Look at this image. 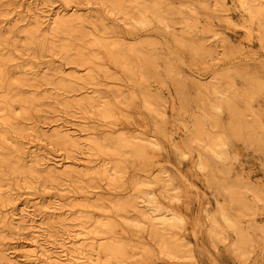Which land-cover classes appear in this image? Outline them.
<instances>
[{
	"label": "bare ground",
	"instance_id": "obj_1",
	"mask_svg": "<svg viewBox=\"0 0 264 264\" xmlns=\"http://www.w3.org/2000/svg\"><path fill=\"white\" fill-rule=\"evenodd\" d=\"M123 2L76 0L66 8L53 9L50 7L52 0H27L22 16L0 20V34L16 32L17 24L21 22L27 46L48 49L74 64L66 71L54 63L44 62L48 69L44 76L41 69H34L28 63L18 70L19 73L14 70L8 73L4 64L8 57L3 55L5 47L1 44L0 264H100L101 256L104 264H128L131 253L128 251L129 240L124 237L126 232L145 229L151 238L150 189L146 188L149 173L144 177L135 175L129 193H111L123 188L128 162L138 166L147 163L148 136L129 134L113 127H106L100 134L92 130L84 134L81 124L91 117L102 121H94L99 126H107L109 124L104 121L113 118L115 111L109 100L96 95L91 88L95 84L90 78L91 64L97 56L73 49L76 41L84 47L99 48L115 64L123 61L129 89L133 93L138 89L147 108L146 76L141 70L146 61L141 60L139 52L143 50L138 42L145 33L136 34L139 27H145L144 10L134 12ZM86 3L105 6L113 22L108 24L103 17L90 21ZM85 20H89L97 32L85 29ZM74 21L81 25L75 26ZM123 31L136 35L127 37ZM61 39L66 43H61ZM73 78L80 80L78 87ZM45 84H54L63 91L45 94L41 89ZM53 102L62 105L63 111L72 105L79 110V115H72L68 120L64 118L51 126L30 127L18 120L27 117L29 106ZM28 129L34 138L28 135L25 140ZM37 135L46 136V147L64 149L72 158L58 161L49 147L46 150L34 143L35 138L40 137ZM24 143L28 145L24 146ZM97 157H100L98 161ZM10 176L18 186L23 183L27 187H32L38 179L43 186L47 181H70L81 200L65 205V209L60 200L50 201L49 196H39L35 201L23 199L4 210L3 207L14 201L12 189L7 187ZM92 178L106 181V190H92L95 187L90 181ZM63 190L61 187L55 196H63ZM90 209L97 214L89 212ZM118 222L123 230H117ZM11 232L29 236L8 251L1 243ZM140 252L142 262L152 264L151 247L142 245Z\"/></svg>",
	"mask_w": 264,
	"mask_h": 264
},
{
	"label": "rangeland",
	"instance_id": "obj_2",
	"mask_svg": "<svg viewBox=\"0 0 264 264\" xmlns=\"http://www.w3.org/2000/svg\"><path fill=\"white\" fill-rule=\"evenodd\" d=\"M27 0H2V4H0V20L2 18H11V17H17L22 16V13H24L23 9H25ZM85 1V0H84ZM76 3V0L71 1H65V0H52V4L50 5L51 8H66L69 5H73ZM124 6L127 9H133V11H140L144 10V0H124L123 2ZM85 6L88 7V13L90 16L88 19L90 21L96 20L99 17H103V21L110 24L113 22V19L111 17V14H109L108 10L103 5L99 4H92V3H86ZM18 12V13H17ZM89 20H85L83 25L86 26L85 29L88 30H94L97 32L96 29L91 27V22ZM75 26H80L81 23L78 21H74ZM17 31L14 33L4 32L0 34V47L1 44L5 47L3 49V55L8 57L4 64L6 65V69L8 70V73H12V71L20 70L21 68L24 69V66L26 63L31 64V66L34 67V69H41V75L47 73V67L44 62L48 63H54L55 65H58L60 67H63L66 69V71H70L72 66L74 65L71 62H66L62 57H60L57 54H53V52L49 51L48 49L40 50L38 47H29L26 45V37L24 33V26L21 22L17 24L16 27ZM77 29H80L79 27H76ZM124 34L127 37H134L136 34L141 35L145 33V27H139L136 31V34L131 35L128 33V31H123ZM142 37H139L138 42L142 46V52L140 51L141 60L146 61V51H145V36L141 35ZM65 37V36H61ZM61 43H66L64 39L60 40ZM128 43H130L128 41ZM76 51H84L88 54H95L97 57L93 59V63L91 64V72H90V78H92L93 82L95 84L91 85V88L95 90V94L101 97H104L105 99L109 100L113 110L115 111V114L113 118H111L109 121H104L108 123L109 125L101 127L98 122H102L100 120H96L93 118H87V120H84L83 123V133L85 134L87 131H95L96 133L100 134L106 127H113L117 129H123L129 134H141L148 136V119H147V108L143 103V100L137 90H134L135 92L131 91L129 89L128 82L126 81V77H124V70H123V61L119 60L117 64L109 61L103 51H101L99 48L92 47V46H83L80 42L76 41L74 44V48ZM141 70L144 71V75L146 76V66L141 68ZM16 74V73H15ZM18 75V74H17ZM40 75V76H41ZM72 76V75H71ZM73 77V76H72ZM74 79V82L76 83V86L80 84V80ZM99 82V84H97ZM45 94L53 91H63L62 89L57 88L54 84L48 85L45 84L44 86H41ZM71 93V92H70ZM67 93V94H70ZM50 101H48L49 103ZM48 103L39 105V104H33L28 107V113H26L27 117H20L18 120L25 123L26 126H32V125H45V126H51L55 122H59L62 119L66 118L67 120L72 115H79V110L73 108L71 105L66 109V111H63L61 107H63L60 104H57L53 102L51 105H48ZM98 121V122H94ZM103 122V123H104ZM24 139H28V135H30V138H34L33 132L31 130H27ZM30 133V134H29ZM117 134V133H116ZM115 134V135H116ZM114 135V136H115ZM40 137L35 138V142L38 146H42L43 149L46 147L47 138L45 135H37ZM88 135H86L87 137ZM26 142V141H25ZM30 144V143H29ZM33 144V143H32ZM28 145V144H26ZM24 143V146H26ZM49 147V146H47ZM46 147V150H47ZM27 149V148H26ZM49 151L58 161H66L70 158H72L71 155H68L67 152L64 149H59L55 146H50ZM147 158L145 161L147 163H144L142 165H136L132 162H128V170L126 173V178L124 181L123 188L113 191L111 193L117 194V193H129L131 189V182L133 180V177L135 175L144 177V174L149 173V153L147 152ZM95 158V156L93 155ZM98 158L97 157V161ZM148 171V172H146ZM149 177V176H147ZM9 185L7 187L12 189V197L14 201H11L9 204H7L4 208V210L9 209L11 205L14 203L17 204L21 202L23 199H31L32 201H35L38 199L39 196H49V200H60L61 204H63V208L66 209L65 205H68L69 203H76L77 201L81 200L78 197V194L76 190L74 191V185L70 186V181L64 180V179H58V183L55 181H47V183L43 186L41 185L40 179L38 181H35L32 183V187L24 186L23 183L20 184L21 186H18L15 180L12 178V176L9 177ZM92 182L93 189L92 190H98V189H104L106 190V181L100 179V178H92L90 179ZM69 184V185H68ZM64 188V195L61 197L55 196V193L60 191V188ZM146 188L150 189V186H147ZM110 193V196L112 195ZM78 206L75 207L77 209ZM89 212L92 211L95 214V210H88ZM119 225L117 226V230H123L122 224L118 222ZM26 233L20 234V233H7L5 236V239L3 243L4 248L6 250L10 251L9 249H12L13 247H18V244L23 241V238L27 237ZM2 235L0 234V239ZM125 239L129 240V249L128 251L131 253L129 259L127 260L128 264H145L142 262V254L140 252V248L142 245L151 247V238L148 234L147 230L141 229L140 231L133 230L126 232ZM152 262V258H151ZM99 263L104 264V257L101 256L99 258Z\"/></svg>",
	"mask_w": 264,
	"mask_h": 264
}]
</instances>
